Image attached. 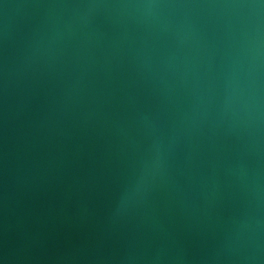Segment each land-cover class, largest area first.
I'll return each instance as SVG.
<instances>
[{
    "label": "water",
    "instance_id": "1",
    "mask_svg": "<svg viewBox=\"0 0 264 264\" xmlns=\"http://www.w3.org/2000/svg\"><path fill=\"white\" fill-rule=\"evenodd\" d=\"M212 2L0 0V264H264V62L142 7Z\"/></svg>",
    "mask_w": 264,
    "mask_h": 264
},
{
    "label": "clouds",
    "instance_id": "2",
    "mask_svg": "<svg viewBox=\"0 0 264 264\" xmlns=\"http://www.w3.org/2000/svg\"><path fill=\"white\" fill-rule=\"evenodd\" d=\"M148 14H155L164 8L205 9L216 23L224 26L233 35L242 38L246 51L250 55V79L246 99L242 104L258 109L260 106L259 89L254 74L264 62V0L259 4L245 0H214L207 4L165 5L149 3L142 6ZM236 89L234 88L233 91ZM243 96L244 93H241Z\"/></svg>",
    "mask_w": 264,
    "mask_h": 264
}]
</instances>
